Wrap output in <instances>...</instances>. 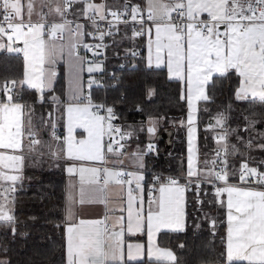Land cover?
Masks as SVG:
<instances>
[{"label": "snow or ice", "instance_id": "obj_1", "mask_svg": "<svg viewBox=\"0 0 264 264\" xmlns=\"http://www.w3.org/2000/svg\"><path fill=\"white\" fill-rule=\"evenodd\" d=\"M34 15L38 17L35 21ZM50 16L58 21L49 22ZM85 35L99 43H84ZM117 36H148L149 66L154 45L156 67L166 65L170 78L186 85L181 95L189 109L186 172L183 177H155L147 201L143 195L145 177L140 171L145 167V152L131 153L137 171L105 167L101 176L100 168L78 163L107 164L111 155L123 164V157L129 155L128 141L144 130L114 124L119 115L113 106L93 103L90 95H82L85 57L80 48L102 56L101 50L108 47L105 38L119 44ZM17 41H22V48L14 47ZM0 52L23 53L25 61L22 78L0 82V228L17 236L16 193L23 186L25 162L47 156L66 160L69 176L79 179L78 195H73L75 185L70 183L66 197L65 264H128L141 259L145 245L127 243L124 237L143 233L148 238L147 255L155 264H186L172 249L160 247L156 238L164 231L187 233L190 216L186 193L194 192L196 204L203 205L205 185L213 189L215 202L226 208V246L221 253L226 264H264V159L251 155L264 153V131L257 127L264 126V112L244 116L242 129L229 125L230 106L217 112L206 129L215 133L216 147L203 157L195 136L198 104L213 100L209 87L215 86L214 77L235 73L240 78L235 99L264 104V0H146L143 7L131 0L123 4H109L108 0H39V4L37 0H0ZM65 57L70 98L63 116L57 115L59 108L38 111L24 94L35 90L37 103L43 105L45 93L54 91L55 66ZM87 71H102V66L88 62ZM94 83L97 81L90 80L89 88ZM154 94L149 90L148 98ZM51 103L59 105L61 101L53 95ZM136 110H141L139 105ZM61 118L66 135L57 131ZM160 119L149 117L148 133L156 132ZM76 129H83L86 138L77 139ZM232 137L237 143H232ZM154 151V145L148 144L147 152ZM233 157L240 158L238 168L230 163ZM234 178L239 179L238 184L231 182ZM109 183L127 186L124 205L111 209L114 214L103 221L77 219V205L82 208L106 202L104 192ZM202 218L209 220L207 213ZM209 222L210 235L214 236L217 221ZM177 247L184 249L186 245ZM7 251L6 246H0L4 254L0 264H11ZM192 264L210 262L207 256L199 261L193 256Z\"/></svg>", "mask_w": 264, "mask_h": 264}, {"label": "trees", "instance_id": "obj_2", "mask_svg": "<svg viewBox=\"0 0 264 264\" xmlns=\"http://www.w3.org/2000/svg\"><path fill=\"white\" fill-rule=\"evenodd\" d=\"M132 1V0H131ZM140 1V0H137ZM131 36V32H128ZM119 44L112 43L108 60V70L101 83L89 89L88 94L96 103L106 100L107 104L115 106L119 122L123 127L131 126L137 131L134 138L128 141L129 145L141 149L150 142L147 133L149 117L162 118L158 121L159 134L165 129H172V143L167 149L165 141H153L155 151L149 153L148 167L151 171L166 172L175 176L184 171L187 155L186 126L180 125L187 115V102L181 99L182 85L180 81L171 80L165 68H151L145 58V37L121 39ZM141 50L135 57L132 53ZM25 70L24 58L21 53L7 54L0 52V82L12 78H22ZM215 86L209 87V94L213 97L210 102L199 104V138L200 155L210 154L216 147L215 133L206 130L210 119L219 111L230 106L228 112L229 125L242 129L243 117L252 111L264 112V104L260 102L238 101L235 91L239 86V76L230 73L227 77H214ZM149 90L154 95L148 98ZM59 95L64 103L65 74L63 68L59 70L54 91L45 93V103H37L39 94L35 90H27L25 99L32 103L38 111H52L49 101L51 95ZM137 105L140 111H137ZM206 109V110H205ZM59 116H63V106H60ZM58 134L64 135V119L58 121ZM264 131V126H257ZM158 134V135H159ZM47 137L45 136V139ZM232 143H237L235 137ZM137 144V145H136ZM239 147V144H238ZM256 159H264V153L253 152ZM240 158L233 157L230 163L238 168ZM234 178L231 181H237ZM67 176L65 162L47 156L39 161L26 160L24 167L23 186L16 193L15 211L18 217V234L13 237L7 229L0 228V246H6L7 259L11 264H65V206H66ZM207 192L208 195H204ZM201 199L203 205H197L194 192H187V212L189 213V230L187 233H161L159 243L174 250L181 261L192 264L193 256L202 260L205 256L211 264H225L221 257L225 249L227 223L225 208L215 202L211 186H202ZM212 201V203H208ZM203 209L201 211L200 209ZM207 213L210 219L217 221L215 235H210V222L203 219ZM199 224L196 228L194 225ZM55 225H60L56 227ZM23 233V234H19ZM184 243L181 249L178 244ZM211 250V255H209ZM0 255H4L0 253ZM128 264H146L128 263ZM234 264H246L234 262Z\"/></svg>", "mask_w": 264, "mask_h": 264}, {"label": "crops", "instance_id": "obj_3", "mask_svg": "<svg viewBox=\"0 0 264 264\" xmlns=\"http://www.w3.org/2000/svg\"><path fill=\"white\" fill-rule=\"evenodd\" d=\"M111 1L112 0H108V3L111 4ZM97 2H99V0H97ZM142 2V4H146V0H140V3ZM118 3V1L112 3V4H116ZM132 3V2H131ZM37 4H39V0H37ZM206 15V14H205ZM71 18V17H69ZM38 17L37 16H33V20H37ZM49 19V22H52L53 20H57L58 21V18L56 17H48ZM6 39V38H5ZM145 39H146V43H145V58H146V62H147V65L149 66V48H148V39L149 37L148 36H145ZM152 39L154 40L155 39V36H154V32H153V35H152ZM83 41L84 43L87 42V37L86 35L83 37ZM14 47H20L22 48L23 47V43L22 41H17L16 44L14 45ZM84 48L82 50V53H80L83 57H85V65H84V70L81 72V83H82V95L85 97L88 92H89V81L90 80H94V77L97 73L99 72H92V73H89L87 71V66H88V62H90V58L88 53H85L84 52ZM22 56H23V53H21ZM25 63V61H24ZM151 68H165L167 70V67L166 65H161L160 67H156L155 65V56H154V45H153V58H152V65L149 66ZM63 68L64 70V74H65V94H64V103L61 102L59 105H53L51 103V95L49 97V101L54 108H60V106H63V113H64V109L66 107V105L69 103V98H70V92H69V80H70V73H69V65H68V62H67V57H65L64 59H61L57 62L56 66H55V70L57 72V76L55 78V81H54V85H53V88L55 86V83H56V80H57V77L59 75V70ZM167 74H168V77L169 79L171 80H175V81H180V80H176L174 78H170L169 76V73H168V70H167ZM96 81V80H95ZM181 82V85H182V93L185 91L186 89V85L183 81H180ZM98 84L97 83H94L92 85V87L94 85ZM239 87V86H238ZM55 96L59 97L60 101H61V97L59 95H56L54 94ZM202 102V101H201ZM200 104V102H199ZM199 104H198V109H199ZM187 109H188V106H187ZM188 112H189V109L187 111V115L185 117L184 120H182L184 123L180 125H185L186 126V134H187V155H186V164H185V168H184V171L181 175H178L177 177H183L184 173L186 172V169H187V157H188V124H187V117H188ZM198 115H199V110L197 111L196 113V117H195V125H196V133H195V136H196V142L198 144V138H199V121H198ZM208 125L209 123L207 124V129H208ZM148 122H147V127H148ZM66 126H65V120H64V135H66ZM148 133V132H147ZM159 127H158V123L156 125V132L154 134H150L148 133L149 135V138H150V142L148 144H153V141L155 139H157V137L159 136ZM87 136V133L84 132L83 129H76L75 131V137L77 139H80V138H86ZM106 140V138H105ZM199 146V144H198ZM140 151V152H145V149H141L137 146H131L127 145V152L129 153L128 156H125L123 157V164H120V163H116L115 162V158L114 157H111L110 155V158H109V161L107 163V167L109 168H112V167H115L116 169L118 170H123V171H137V167L135 165V162L134 160L132 159L131 157V153L133 152H136V151ZM60 160H63L65 162V173H66V176H67V186H66V197H67V194L69 192V185L70 183L71 184H74L75 185V189L73 190V195L76 196L78 195V188H79V179H78V176H69V174L67 173L66 171V167H67V164L68 162L64 159H60ZM143 162H144V165L145 167L143 169H140V171L143 172L144 174V182H143V185H144V199L145 201H147L148 197H149V193H148V190L149 188L151 187V176H150V173L152 172L149 167H148V156L147 154H145L143 156ZM78 163H83L85 167H97L99 168L101 166L102 163L104 162H101V161H89V162H78ZM23 176H24V169H23ZM181 183H183V179H181ZM101 186H103V184L101 183ZM126 185L124 186H117L115 184H112V183H109L107 186H106V190L104 192V196L107 198L106 199V202L105 203H90V204H86L84 205L82 208L80 206L77 205L76 207V216H77V219H86V220H105V217L108 216V217H111L114 213L111 211V209H118L120 206H123L124 203H125V198H126ZM153 195H158V193H153ZM186 197H187V193H186ZM225 208V207H224ZM187 210V209H186ZM115 214H119L118 212H116ZM225 215H226V208H225ZM66 216V214H65ZM226 221H227V215H226ZM161 233H174V232H170V231H164V232H161ZM157 236L156 238V242L157 244L160 246V247H165V248H169L165 245H161L159 243V236L160 234ZM125 241L127 243H132V244H136V243H139V244H143L145 245V250H144V253L142 254V258L141 259H138V260H134V261H129L128 263H140V262H146V264H155L154 261L150 260L148 255H147V246H148V238H147V235L146 233H143V234H135V235H128L126 234L125 237H124ZM171 249V248H170ZM173 250V249H172ZM174 251V250H173ZM246 263V262H245ZM226 264V263H225Z\"/></svg>", "mask_w": 264, "mask_h": 264}, {"label": "built area", "instance_id": "obj_4", "mask_svg": "<svg viewBox=\"0 0 264 264\" xmlns=\"http://www.w3.org/2000/svg\"><path fill=\"white\" fill-rule=\"evenodd\" d=\"M81 22L83 23V21H81ZM90 30H91V29L86 28V31H90ZM86 37H87V42H86L87 44H95V43H99L98 40H94L93 38H91V37H89V36H87V35H86ZM140 37H145V36H140ZM104 43L107 44L108 47L105 48V49H102V50H101V51H103V55H102V56H100V55H93V58L96 59V62H99V63L101 64V66H102V71L99 72V73H97V74L95 75V80L98 82V84L101 83L102 80L104 79V75H105V73H106L107 70H108V66H107L108 60H109L110 58H112V55L110 54V48H111V46H112V39L106 37L105 40H104ZM84 52L90 54V55H91V58H92V54H93V52H90V51H88V50H86V49L84 50ZM135 53H136V55H134V56H135V57H138V56L141 54V50H140V49H139V50H136ZM86 96H89V94H87ZM86 96H85V97H86ZM92 101H93V100H92ZM93 103H96V102L93 101ZM99 103H105V104H107V102H106L105 99L102 100V101L99 102ZM107 105H108V106H113V105H109V104H107ZM113 107L115 108V106H113ZM115 110H116V108H115ZM116 112H117V110H116ZM102 114H103V113H102ZM117 114H118V112H117ZM113 123H114V124H118V125H120V126L123 127L122 123H120L118 120L113 121ZM106 140H107V137H106ZM147 146H148V145H147ZM147 146L145 147V153L148 155V154L151 153V152H147ZM105 167H107V164H105V163H102L101 166L99 167V168L101 169V176H103V168H105ZM150 176H151V185H152L153 183H155L154 178L157 177V176L161 177L162 179H163V178L170 177V176H171V177H177V176H175V175H173V174H169V173H166V172H156V171H152V172L150 173ZM231 182L234 183V184H238V183H239V179H238L237 181H231ZM101 183L103 184V181H101ZM150 188H151V187H150ZM150 188H149V190H148V193H149V191H150Z\"/></svg>", "mask_w": 264, "mask_h": 264}, {"label": "water", "instance_id": "obj_5", "mask_svg": "<svg viewBox=\"0 0 264 264\" xmlns=\"http://www.w3.org/2000/svg\"><path fill=\"white\" fill-rule=\"evenodd\" d=\"M82 50H83V47L80 48V53H82ZM89 57H91V55H89ZM211 122H213V119L209 120V123H211ZM172 134H173L172 129H165L157 137L158 139L165 141L167 149L170 148V146H171Z\"/></svg>", "mask_w": 264, "mask_h": 264}, {"label": "rangeland", "instance_id": "obj_6", "mask_svg": "<svg viewBox=\"0 0 264 264\" xmlns=\"http://www.w3.org/2000/svg\"><path fill=\"white\" fill-rule=\"evenodd\" d=\"M116 1H118V4H123L124 3V0H112L111 4L116 2ZM131 2H132V4H140L142 7L144 6V4H142V2L140 3V1H137V0H132ZM89 60H90V62L96 63V59L93 58V54H92V58H90ZM96 72H101V71H96ZM94 80H95V77H94Z\"/></svg>", "mask_w": 264, "mask_h": 264}]
</instances>
